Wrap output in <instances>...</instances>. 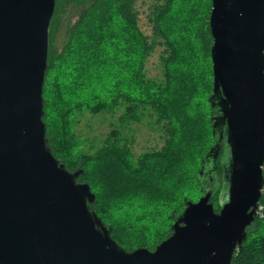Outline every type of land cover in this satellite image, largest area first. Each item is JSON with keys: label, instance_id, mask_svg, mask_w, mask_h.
Here are the masks:
<instances>
[{"label": "water", "instance_id": "1", "mask_svg": "<svg viewBox=\"0 0 264 264\" xmlns=\"http://www.w3.org/2000/svg\"><path fill=\"white\" fill-rule=\"evenodd\" d=\"M56 0H0V264H231L264 187V0H212L215 143L202 158L219 184L186 200L155 249L128 250L92 205L96 194L49 145L44 121ZM211 181H213L211 179ZM203 189V187H202Z\"/></svg>", "mask_w": 264, "mask_h": 264}, {"label": "trees", "instance_id": "2", "mask_svg": "<svg viewBox=\"0 0 264 264\" xmlns=\"http://www.w3.org/2000/svg\"><path fill=\"white\" fill-rule=\"evenodd\" d=\"M180 1L186 13L178 12L170 23ZM137 2L56 0L49 27L44 121L54 155L72 171L84 169L78 180L90 184L96 194L92 207L112 227L113 238L128 250L140 246L153 250L169 235L186 200H193L188 194L191 186L197 185L203 194L206 185L199 170L216 138L211 120L215 107L209 100L214 78L209 22L212 0H153L149 6L152 40L140 31ZM158 35L173 46L164 56L169 69L161 82L145 77L143 72ZM72 59L77 72L63 68ZM121 106V124L113 125L97 149H84L89 138L77 129L80 117L88 111L95 119L115 113ZM148 108L157 114L156 123L166 133V140L158 151H146L135 158L128 138L121 140L122 130ZM199 121L204 138L192 140L191 128ZM92 124H88L90 128ZM74 141L79 142L81 152ZM76 154L79 156L72 163L63 156ZM221 157L215 175L223 177ZM214 182L219 188L212 201L221 192L220 182ZM117 195L133 200L122 202L121 211L137 216L133 221L144 226L151 222L150 233L147 228L118 225L114 219V210L119 207ZM152 204L155 211L148 208ZM158 212L165 216L160 221ZM247 232L231 264H264V216L257 215Z\"/></svg>", "mask_w": 264, "mask_h": 264}, {"label": "rangeland", "instance_id": "3", "mask_svg": "<svg viewBox=\"0 0 264 264\" xmlns=\"http://www.w3.org/2000/svg\"><path fill=\"white\" fill-rule=\"evenodd\" d=\"M152 1L153 0H138L137 2V7L140 11L139 28H140V31L144 35L148 36L149 40H152L153 31H154L152 20L150 19V8H149ZM182 3L183 1H180L179 6L174 8V14L170 16L171 18L170 23L174 21L178 12L182 11L184 14L186 13V10L181 8L184 6V4ZM170 23L168 26H170ZM160 32L163 33L162 30ZM60 43H61V40H59V44ZM171 50H173L172 43H167L164 37H160L158 35L157 45L155 46V48L151 51V53L148 55L147 59L145 60V64H144L145 66H144V71H143L146 74L145 77L147 76L149 79H153L158 82L165 80V72L167 69H169V65H166V63H164V56L167 57L170 54ZM75 64H76L75 60L72 59L68 61L63 66V68L65 70L67 69L69 71L75 70L77 72V68L75 67ZM77 67H78V64H77ZM172 68H174V65H172ZM123 112L124 110L121 106L119 110H117V112L115 113H107V114H104L103 116L102 115L99 117L96 116L97 118L95 117V119H93V114L86 111L85 114L80 117L79 124L77 123L78 131L83 133V136H85L86 138H89V140L84 142L83 148L94 150V149H97L99 146H101L103 142L102 140L107 136V133H109L114 128L113 125L121 124V115ZM138 116H141V120L139 119ZM156 118H157V114L154 113L153 111H150V109L148 108V110H145L144 112L139 113L137 116H135L136 121L127 122L128 126L122 130L121 140L123 141V137L128 138L129 143L131 145V151H133L132 153L134 154L135 158L139 157L142 153H145L146 151H158L159 149L163 147L165 140H166V133H164L161 125H158L156 123ZM92 121H93V124L91 125L92 128H90L88 124L91 123ZM202 129L204 128H203V125L200 123V121L194 124V126L191 128L192 133L190 134V137L192 138V140L193 139L199 140L200 138L201 140L199 141L203 140L204 131ZM130 140L133 142L131 143ZM70 141L71 140H69V143ZM74 142L76 145H78L79 152H81L79 144H78L79 142H76V141ZM63 156L66 157V161L68 163H72L73 162L72 159L78 157L79 155L76 154V155H63ZM215 177L219 182L222 183L223 179L221 175L219 176L215 175ZM188 194L193 195L192 199L195 201L198 200L203 195L200 190V187H198L195 184L191 186ZM116 198L118 199L117 202L119 203H116V202L114 203L119 204V207L116 210H114V213L116 215L114 216V219L116 220L119 226L120 225H125V226L135 225L137 228H147L146 231L148 233L152 231V230H149V229H152V226L148 225V224H151V222L148 221L147 222L148 224L144 226V223L142 224L141 222L138 223V222L133 221L137 218V216L135 217L134 215L126 216L127 214L125 215L124 211H121L122 209L121 203L122 202L124 204L133 203L132 199H128V197H125L124 195H117ZM109 203H111V201ZM213 203H214L215 210L219 211L221 208V205L219 203V198L216 197ZM148 208H152V210H154L156 209V206L152 204L148 206ZM153 216L155 215L153 214ZM140 217H143V216L141 215ZM164 217H165L164 215L158 212V221L162 220ZM144 221L146 222L145 218H144Z\"/></svg>", "mask_w": 264, "mask_h": 264}, {"label": "flooded vegetation", "instance_id": "4", "mask_svg": "<svg viewBox=\"0 0 264 264\" xmlns=\"http://www.w3.org/2000/svg\"><path fill=\"white\" fill-rule=\"evenodd\" d=\"M223 149L221 151L220 157L222 155ZM219 160H220V158H219ZM217 169H216V171H217ZM215 178H216L215 177V171H213V166L211 164V161L208 160L206 162L205 171H204V174H203V183L206 184L205 186H203V190H204L203 194H204V192H205V190L207 188H213L214 187V181L216 180ZM211 179L213 181H211Z\"/></svg>", "mask_w": 264, "mask_h": 264}, {"label": "built area", "instance_id": "5", "mask_svg": "<svg viewBox=\"0 0 264 264\" xmlns=\"http://www.w3.org/2000/svg\"><path fill=\"white\" fill-rule=\"evenodd\" d=\"M262 193L264 194V187L262 189ZM257 215L264 216V201H261V198L259 201V207L257 209Z\"/></svg>", "mask_w": 264, "mask_h": 264}]
</instances>
